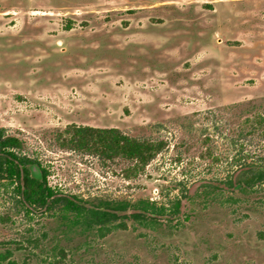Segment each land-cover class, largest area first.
<instances>
[{"label":"rangeland","instance_id":"374dc122","mask_svg":"<svg viewBox=\"0 0 264 264\" xmlns=\"http://www.w3.org/2000/svg\"><path fill=\"white\" fill-rule=\"evenodd\" d=\"M72 126L165 146L141 168ZM0 132L55 191L162 213L27 216L0 182V264H264V182L225 185L264 169V0H0Z\"/></svg>","mask_w":264,"mask_h":264},{"label":"trees","instance_id":"16d2710c","mask_svg":"<svg viewBox=\"0 0 264 264\" xmlns=\"http://www.w3.org/2000/svg\"><path fill=\"white\" fill-rule=\"evenodd\" d=\"M66 133L68 149L93 154L105 160L121 158L141 168L165 146L162 141L131 138L114 128L72 126L66 128ZM21 148L22 143L16 137L5 136L0 132V182L13 186L18 204L27 216L41 210L43 214L56 215L74 224L84 223L98 228L121 217L153 223L156 217L162 216L161 211L149 201L91 203L59 193L47 185L44 168L18 153ZM255 181L264 182V169L246 166L240 167L225 185L231 189H243ZM67 215H71V219Z\"/></svg>","mask_w":264,"mask_h":264}]
</instances>
